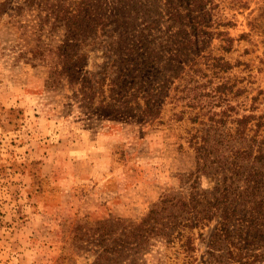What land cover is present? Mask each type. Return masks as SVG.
Masks as SVG:
<instances>
[{
	"label": "rangeland",
	"instance_id": "374dc122",
	"mask_svg": "<svg viewBox=\"0 0 264 264\" xmlns=\"http://www.w3.org/2000/svg\"><path fill=\"white\" fill-rule=\"evenodd\" d=\"M69 1L0 0V264H96L103 229L139 222L165 194L214 182L209 156L201 161L188 146L190 121L159 124L122 106L124 100L103 105L57 72L67 31L54 19ZM90 3L92 15L124 21L132 32L150 25L149 39L171 48L164 60L180 50L174 62L185 76L172 88L189 82L194 96L209 100L213 86L230 75L238 84L251 80L252 95L264 90V0ZM197 19L222 25L209 28L203 41L190 33ZM104 55L102 48L92 53L86 68L96 70ZM208 57L233 68L213 76ZM191 59L199 65L190 69ZM172 88L164 103L173 100ZM205 249L197 252L204 260ZM167 254L157 242L143 264H173Z\"/></svg>",
	"mask_w": 264,
	"mask_h": 264
},
{
	"label": "trees",
	"instance_id": "16d2710c",
	"mask_svg": "<svg viewBox=\"0 0 264 264\" xmlns=\"http://www.w3.org/2000/svg\"><path fill=\"white\" fill-rule=\"evenodd\" d=\"M90 7V0H71L56 11L54 23L67 31L58 45L57 72L103 105L124 100L122 106L140 109L159 124L168 118L190 121L188 146L201 161L209 156L214 181L209 189L195 186L188 193L165 194L139 222L119 220L110 230L103 229L96 264H143L157 242L165 245L173 264H264V90L252 95L251 80L243 84L244 77L238 84L230 75L213 86L209 100L194 96L197 87L189 82L182 89L180 84L172 88L185 76L180 74L184 66L174 62L179 49L166 61L171 48L149 39L144 29L150 25L138 34L124 21L92 15ZM220 25L197 19L190 33L205 41L209 28ZM100 48L103 64L86 68ZM212 59L206 63L212 65L213 76L233 68L223 58ZM197 65L193 59L190 69ZM170 87L173 100L164 103ZM201 246L206 248L205 260L197 253Z\"/></svg>",
	"mask_w": 264,
	"mask_h": 264
}]
</instances>
